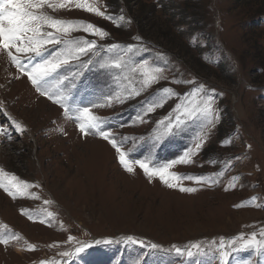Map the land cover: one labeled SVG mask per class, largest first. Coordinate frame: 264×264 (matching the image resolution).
<instances>
[{"label":"rangeland","instance_id":"374dc122","mask_svg":"<svg viewBox=\"0 0 264 264\" xmlns=\"http://www.w3.org/2000/svg\"><path fill=\"white\" fill-rule=\"evenodd\" d=\"M55 3L57 11L45 9L47 15L91 24L106 37L43 30L97 45L44 84L50 98L0 51V182L36 185L15 198L0 189V264H220L222 248L225 264H264V252L237 250L247 242L240 237H259L264 229V0H82L108 19L82 11L75 0ZM110 63L121 68L104 67ZM141 63L159 68V81L119 99L141 90L144 77L132 72ZM73 73L74 81L59 84ZM199 87L195 99H211V120L201 116L172 134L157 127L177 105L190 104ZM164 89L173 95L145 115ZM61 97L63 107L52 103ZM85 109L104 121L101 131L111 133L132 174L107 141L77 130L73 116ZM197 142L202 147L192 163L169 170L185 178L173 189L135 167L184 159L197 152ZM201 178L208 183L193 182ZM248 202L255 206L237 207ZM105 239L112 243L61 256ZM233 240L236 247L227 248Z\"/></svg>","mask_w":264,"mask_h":264},{"label":"snow or ice","instance_id":"6c2138e0","mask_svg":"<svg viewBox=\"0 0 264 264\" xmlns=\"http://www.w3.org/2000/svg\"><path fill=\"white\" fill-rule=\"evenodd\" d=\"M73 0H59L60 6L65 7ZM95 2V0H94ZM76 7L80 8L82 11L88 13L91 12L92 15L97 17H102L108 19V17L103 16L100 11L95 7H89L87 4H83L82 0H75ZM50 8L52 12L57 11L55 0H0V51L6 54L8 61L25 74L34 88H37L40 95L45 96V98H50L42 89L44 84L56 77L57 74H63L64 70L71 68L75 62H78L83 56H88L90 52L97 49V45L93 42H86L83 40H61L60 36L53 35L50 32L43 31L44 29H51L52 32H59L63 36H69L74 32H85L88 35H98L101 40L105 39L106 33L102 30L95 28L91 24H85L84 22L76 21H62L53 19L51 16L47 15L45 9ZM123 20V18H121ZM130 23V21H129ZM63 45L64 51L52 53L51 48ZM117 46H113L112 50L115 51ZM128 51H133L129 48ZM15 52L17 55H13ZM24 55L26 57L25 61L18 59L19 55ZM51 55L52 59H47ZM41 58H44L41 60ZM39 61L36 64H32V61ZM31 65V67H29ZM84 68L89 67V63L85 62L82 65ZM104 67L110 69H120V63H110ZM133 73L139 72V74L144 77L141 81V90L136 91L131 89L133 93L131 96L119 97L122 100L129 98H135L139 96L142 91L147 90L149 86L153 83L159 81L161 70L159 68H151L148 65L141 63L139 68H133ZM17 79L20 77L17 76ZM77 78L76 74L73 73L71 76L59 79V84L67 85L70 84ZM175 83V81H173ZM164 95L154 101L152 104L145 108V115L151 114V112L156 107H162L164 103L167 102V98L172 96L173 93L170 89L162 90ZM203 92V88L199 87L191 96L194 98L190 104H180L173 110V113L169 115L166 120L160 122L157 127L161 125L168 128L167 134H172L175 131L182 130L187 123L200 118L201 116L206 119L211 120L214 113L212 111V101L211 99L204 98L202 100L195 99L199 93ZM66 97H61L60 101L55 99L52 100L53 104H58L63 107V101ZM65 115H68V109L65 108ZM73 119L76 121L77 130L82 134L83 137H87L90 134L96 133L99 139L105 140L117 153L118 163L121 165L123 170L132 174V165L126 159L125 153L121 151V147L115 142L111 133L107 131H101L104 121L100 120L94 115H90L89 110L85 109L80 111L78 114H74ZM166 134V135H167ZM164 137H160L163 139ZM202 147L200 142H197L194 148L197 152H189L186 157L181 160H177L174 163L166 164L164 166L149 165L148 163H139L135 167L139 168L145 175V177L152 181L153 178L157 179L164 187L168 189H173V182H182L185 178L170 174L169 170L175 168L177 165H188L192 163L190 159L191 156L198 154V150ZM13 180L15 178H12ZM194 183H208L207 180L197 179L193 181ZM36 187V185L21 184L19 189L12 187L11 183L8 187H5L4 183L0 182V189H3L6 194L13 196L18 190H26L29 188ZM177 190L181 193L192 194L195 189L177 187ZM226 191L228 189H225ZM31 199H39L36 196H31ZM254 199V198H253ZM255 206L252 202L246 204L237 205V207H247ZM25 215V213H21ZM50 215V214H49ZM44 223L43 220L33 221ZM241 241L247 240L240 244L237 250H248V249H258L264 252V229L259 230V237L253 235L248 238L240 237ZM69 244H73V238H68ZM127 243L137 245L141 248L145 247L144 244L138 243L135 239L128 238ZM0 243H4L0 240ZM112 241L105 239L101 241H92L86 245H77L76 251L74 253L62 252L61 256L78 255L83 252L86 248L92 247L93 245H109ZM237 240H233L227 248L236 247ZM155 247V246H153ZM200 246L192 245V248L199 249ZM26 251H34V247L29 246L25 249ZM220 255V264H225V249H218ZM178 255H184V253L177 251ZM186 255L192 258L194 253L192 251H187Z\"/></svg>","mask_w":264,"mask_h":264},{"label":"bare ground","instance_id":"6f19581e","mask_svg":"<svg viewBox=\"0 0 264 264\" xmlns=\"http://www.w3.org/2000/svg\"><path fill=\"white\" fill-rule=\"evenodd\" d=\"M81 174V173H80Z\"/></svg>","mask_w":264,"mask_h":264}]
</instances>
